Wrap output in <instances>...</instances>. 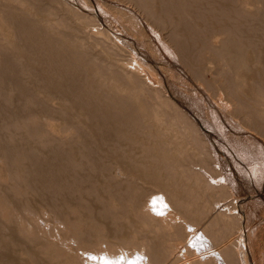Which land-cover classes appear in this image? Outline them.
<instances>
[{
  "label": "rangeland",
  "instance_id": "374dc122",
  "mask_svg": "<svg viewBox=\"0 0 264 264\" xmlns=\"http://www.w3.org/2000/svg\"><path fill=\"white\" fill-rule=\"evenodd\" d=\"M257 9L264 0H0V264H86L101 247L183 264L186 251L210 255L201 233L233 248V264H264ZM159 194L192 233L147 218Z\"/></svg>",
  "mask_w": 264,
  "mask_h": 264
},
{
  "label": "bare ground",
  "instance_id": "6f19581e",
  "mask_svg": "<svg viewBox=\"0 0 264 264\" xmlns=\"http://www.w3.org/2000/svg\"><path fill=\"white\" fill-rule=\"evenodd\" d=\"M258 1V0H257ZM263 3V2H262ZM255 14H257V15H259V16H263V18H264V9L263 10H259V9H257L256 10V12H255ZM241 17V16H240ZM248 18V17H247ZM254 18V17H253ZM257 18V17H256ZM262 23V22H261ZM48 27V26H47ZM51 27H52V25H51ZM48 29V28H47ZM48 31H50L49 29H48ZM54 31V30H53ZM52 31V32H53ZM47 32V31H46ZM47 33H49V32H47ZM57 33V32H56ZM51 35H53V37L54 36H56L55 34H52L51 33ZM250 42V41H249ZM251 43V42H250ZM222 45V44H221ZM249 45H251V44H249ZM223 46V45H222ZM227 46V45H226ZM224 48H225V46H224ZM239 48V47H238ZM218 50V49H217ZM217 53H219V51H217ZM244 53V52H243ZM220 55V54H219ZM241 55V54H240ZM243 56V55H242ZM225 60V59H224ZM243 60V59H242ZM244 61V60H243ZM240 62H241V60H240ZM257 62V61H256ZM234 64V63H233ZM238 64V63H237ZM236 64V65H237ZM222 65V64H221ZM256 66V65H255ZM239 67V66H238ZM217 68V67H216ZM223 68V67H222ZM225 69V68H224ZM239 69V68H238ZM262 69H264V68H262ZM234 72V71H233ZM231 73V72H230ZM228 74V73H227ZM215 76V75H214ZM231 76H232V74H231ZM260 76V75H259ZM262 76L264 77V71H263V73H262ZM226 77H228L229 78V76L228 75H226ZM237 81V80H236ZM231 83H232V81H231ZM254 85V84H253ZM237 86L238 87H240V88H242V87H245L246 86V84H244V83H239V84H237ZM253 87V86H252ZM256 88V87H255ZM257 88H259V87H257ZM257 91V90H256ZM264 91V90H263ZM119 95V94H118ZM121 95V94H120ZM116 98V97H115ZM170 98V97H169ZM120 99V98H119ZM127 99H125V101H126ZM132 100V99H131ZM172 100V99H171ZM121 101V100H120ZM133 101V100H132ZM170 101V100H169ZM121 102H123V100L121 101ZM125 103V102H124ZM129 103V102H128ZM132 103H134V102H132ZM158 103V102H157ZM256 103V102H255ZM153 104V103H152ZM156 104V103H155ZM239 104H240V102H239ZM263 104V103H262ZM123 105V104H122ZM129 105H132V104H129ZM134 105V104H133ZM137 106V105H136ZM158 106V105H157ZM170 106V105H169ZM173 106V105H172ZM124 107H127V106H125L124 105ZM131 107V106H130ZM159 107V106H158ZM157 107V108H158ZM171 107V106H170ZM175 107H177V106H175ZM150 108V107H149ZM173 110H174V108L173 107H171ZM170 108V109H171ZM137 109V108H136ZM151 109V108H150ZM154 109V108H153ZM176 109V108H175ZM178 109V108H177ZM130 110H132V109H130ZM162 110V109H161ZM179 110V109H178ZM150 111V110H149ZM177 111V110H176ZM179 111H181V110H179ZM152 113H153V111H151ZM149 113V112H148ZM182 113V112H181ZM150 114V113H149ZM178 114V113H177ZM184 114V113H183ZM154 115V114H153ZM181 115V114H180ZM146 116H148V115H146ZM160 114H157V113H155V115H154V118H155V121H153V122H155L156 124H158V127H162V126H164V122L162 121L163 119H160ZM256 116V115H255ZM145 117V116H144ZM153 117V116H152ZM163 117V116H162ZM146 118H148V117H146ZM144 119V118H143ZM152 119V118H151ZM170 119V118H169ZM133 120V119H132ZM251 120V119H250ZM150 121V120H149ZM148 120H147V123L149 122ZM171 121V120H170ZM186 121H188V120H186ZM132 122V121H131ZM142 122V121H141ZM145 122V121H144ZM151 122V121H150ZM136 124H137V122H135ZM147 123L145 124V125H147ZM190 123V122H189ZM139 124L141 125V123H140V121H139ZM149 124V123H148ZM156 124H155V127H156ZM172 124V123H171ZM133 125V124H132ZM150 125V124H149ZM148 125V126H149ZM190 125V124H189ZM142 126H144V125H142ZM153 126V125H152ZM154 127V128H155ZM166 127V126H165ZM153 128V127H152ZM151 128V126H149L148 128H147V130L150 132V129H152ZM146 129V128H145ZM156 129V128H155ZM158 129V128H157ZM165 129V128H164ZM136 130V129H135ZM146 130V131H147ZM154 130V129H153ZM167 130V129H166ZM170 130V129H169ZM168 130V131H169ZM147 131V132H148ZM161 131V130H160ZM174 131V130H173ZM177 131V130H176ZM183 131V130H182ZM145 132V131H144ZM148 132V133H149ZM151 132H153V131H151ZM162 132V131H161ZM156 133H157V131H156ZM165 133V132H164ZM163 133V134H164ZM130 135V134H129ZM136 135V134H135ZM134 135V136H135ZM157 135V134H156ZM159 135V134H158ZM166 135V134H165ZM164 135V136H165ZM169 135V134H168ZM141 136V135H140ZM145 136V135H144ZM154 137V136H153ZM168 137V136H167ZM185 137V136H184ZM162 138H164V137H162ZM171 138V137H170ZM165 139V138H164ZM167 139V138H166ZM176 139V138H175ZM185 139V138H184ZM161 140V139H160ZM179 140V139H178ZM146 141V140H145ZM159 142H161V141H159ZM181 147H182V145H181ZM162 151V150H161ZM221 154V153H220ZM169 168L171 169V167L169 166ZM171 171H172V169H171ZM117 175V174H116ZM122 177V176H121ZM129 178V177H128ZM175 197V196H174ZM172 198V197H171ZM158 200H160V202L167 208V210H166V214H164V215H157V213H156V211H153L152 210V207H153V204H154V202L155 201H158ZM159 202V201H158ZM173 202H175V201H173ZM157 205V204H156ZM176 205V204H175ZM179 205V204H178ZM158 206H160V205H158ZM162 208V207H161ZM155 210V209H154ZM173 210H175V209H173V207H172V205L169 203V201L166 199V197L163 195V194H159V195H157V196H155V197H152V199H150L149 201H148V203H146V205L145 206H143V208H142V212L145 214V215H147V218L148 219H150V220H152V221H157L158 223H159V228L161 229V230H163V231H166V230H169V229H171V228H173V226L177 223V222H179L180 223V227L181 228H183L184 230H186L189 234L190 233H192L193 231H194V229H195V227L192 225V224H190L189 222H187L186 220H183V219H181L180 217H177L176 219L174 218V215H173ZM179 211V210H178ZM177 212V211H176ZM142 215V214H141ZM180 216V215H179ZM177 220V221H176ZM186 221V222H185ZM182 225H184V227L182 226ZM177 228V227H176ZM156 229H158L157 227H156ZM157 231V230H156ZM171 232V231H170ZM173 232V231H172ZM167 233V232H166ZM195 233V232H194ZM201 233V232H200ZM242 234V233H241ZM173 235H174V233H173ZM176 235V234H175ZM177 236H179V235H177ZM199 236V235H198ZM189 237V236H188ZM203 237V238H202ZM208 237V236H207ZM207 237L203 234V233H201V236H199V238L200 239H202V240H206V242H204V243H207L208 245H207V248L210 246V249L208 248V250L210 251V255H211V258H210V255L209 256H206V255H204V254H201L200 255V259H198V260H193V261H190V260H187V255H186V253H187V251L183 254V255H181V258L182 259H184V263L183 264H229L228 262H230V264H233V262H235L234 260H232V258H233V248H229L230 249V251H226L227 252V254H224L223 252H224V250H222L223 249V247L221 246V244H223V243H225V241H223V242H221L220 244H213L212 243V241H210V240H208L207 239ZM179 238V237H178ZM241 238H242V236H241ZM241 238L239 239V241H238V243H237V246L235 247L236 249H237V251H238V254H240V253H242V251H243V243H242V240H241ZM180 240V239H179ZM178 241V240H177ZM191 241V240H190ZM172 242V241H171ZM203 242V241H202ZM227 242V241H226ZM230 242V241H229ZM197 243V242H196ZM212 243V244H211ZM228 244V243H227ZM129 246V245H128ZM139 246V245H138ZM221 246V247H220ZM199 247V246H198ZM205 247V246H204ZM170 248V247H169ZM228 248V247H227ZM234 248V249H235ZM220 250H222L223 252V254L225 255V256H228L229 257V260H227L228 262H226V259H224L223 258V256H222V253L220 252ZM202 251H204V252H208V251H206L205 249H203ZM201 251V252H202ZM203 252V253H204ZM149 253V251H144V248L143 247H141V248H131V249H127V248H119V249H117V250H111V249H102V247L100 248V249H98V250H96V252H94L93 254H90L89 253V255H88V253H84V254H86V264H91L88 260H89V258H91V259H96L97 260V264H164V261H162V258L160 259V257L159 256H155V257H153L152 259L150 258V257H148V256H150V253ZM205 253V254H206ZM209 253V252H208ZM221 253V254H220ZM236 256V255H235ZM234 256V258L233 259H235V258H237V257H235ZM243 257V256H242ZM244 258V257H243ZM241 260V259H240ZM92 261V260H91ZM237 261H238V259H237ZM241 264L243 263V261L241 260V261H239ZM237 264H238V262H237Z\"/></svg>",
  "mask_w": 264,
  "mask_h": 264
}]
</instances>
